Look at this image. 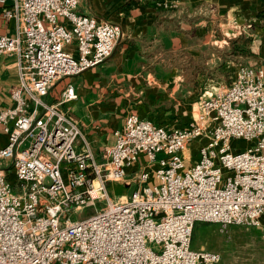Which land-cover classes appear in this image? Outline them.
<instances>
[{
  "label": "built area",
  "instance_id": "built-area-1",
  "mask_svg": "<svg viewBox=\"0 0 264 264\" xmlns=\"http://www.w3.org/2000/svg\"><path fill=\"white\" fill-rule=\"evenodd\" d=\"M80 1L0 0L16 29L0 33V53L15 55L19 77L14 105L0 110V160L14 174L0 168V264H217L219 251L192 247L198 221L264 227V65L238 64L184 127L129 112L99 160L61 108L77 97L73 83L46 98L56 81L104 62L122 35ZM239 140L251 144L239 151ZM141 157V185L115 198L110 186ZM85 206L94 212L69 217Z\"/></svg>",
  "mask_w": 264,
  "mask_h": 264
},
{
  "label": "crops",
  "instance_id": "crops-1",
  "mask_svg": "<svg viewBox=\"0 0 264 264\" xmlns=\"http://www.w3.org/2000/svg\"><path fill=\"white\" fill-rule=\"evenodd\" d=\"M176 1L177 6L169 9L157 0L79 3V11L118 24L122 35L104 62L56 81L46 98L57 102L67 84L73 83L77 97L61 108L78 122L99 160L114 143V131L124 127L129 112L167 128L184 127L192 120L193 106L202 94L225 84L224 74L218 73L222 64L229 70L228 81L238 64L264 65V0ZM3 9L0 5V33L14 35L15 22L3 17ZM241 35L252 38L250 53L224 58L223 50ZM191 67L197 74L195 85L188 81ZM209 69L214 70L212 77L207 75ZM18 84L15 55L0 53V110L14 105L12 89ZM6 141L0 132V144ZM77 145L82 149L83 141ZM193 152L196 155V148ZM144 162L141 157L127 167L119 186L129 188L130 193L138 188ZM11 163L2 159L0 168L14 178Z\"/></svg>",
  "mask_w": 264,
  "mask_h": 264
},
{
  "label": "rangeland",
  "instance_id": "rangeland-1",
  "mask_svg": "<svg viewBox=\"0 0 264 264\" xmlns=\"http://www.w3.org/2000/svg\"><path fill=\"white\" fill-rule=\"evenodd\" d=\"M233 55L235 54L232 53L230 48H225V50H223L224 58H231ZM240 57H238V59L241 60L237 61L243 62V58ZM213 71L214 70L209 69L207 75L212 77ZM218 71V73L224 74L225 78L222 83H228L229 70L226 68V65L222 64ZM196 76L197 74L192 69V71L189 72L188 79L191 85L198 83L194 81ZM238 143L239 151L247 149L251 144L244 140H239ZM28 144L29 141H27L25 145ZM9 177L13 180L10 172ZM110 191L115 198L130 194L129 188H126L124 185L119 186V184L113 187L110 186ZM102 203L103 202H97L96 206L99 208L103 205ZM94 210V206H85L82 209L70 211L69 217L73 220L82 219L93 213ZM192 247H204L219 251L222 258L217 264H264V227L230 225L228 228L222 229L218 223L198 221L195 227Z\"/></svg>",
  "mask_w": 264,
  "mask_h": 264
},
{
  "label": "trees",
  "instance_id": "trees-1",
  "mask_svg": "<svg viewBox=\"0 0 264 264\" xmlns=\"http://www.w3.org/2000/svg\"><path fill=\"white\" fill-rule=\"evenodd\" d=\"M251 40H252V38L250 36H246V35H241L238 38H236L235 40H233L231 42L232 44H231V48H230L232 53L240 54V55L249 54L251 51L250 50ZM195 227H196V225H195ZM194 233H195V228H194V232H193V238H194ZM210 250H213V249H210ZM215 251H217V250H215Z\"/></svg>",
  "mask_w": 264,
  "mask_h": 264
}]
</instances>
